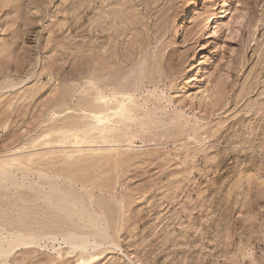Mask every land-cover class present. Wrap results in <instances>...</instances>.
Masks as SVG:
<instances>
[{"label":"rangeland","instance_id":"374dc122","mask_svg":"<svg viewBox=\"0 0 264 264\" xmlns=\"http://www.w3.org/2000/svg\"><path fill=\"white\" fill-rule=\"evenodd\" d=\"M221 1L0 0V264H264V0Z\"/></svg>","mask_w":264,"mask_h":264},{"label":"bare ground","instance_id":"6f19581e","mask_svg":"<svg viewBox=\"0 0 264 264\" xmlns=\"http://www.w3.org/2000/svg\"><path fill=\"white\" fill-rule=\"evenodd\" d=\"M196 1H199V0H196ZM195 2V1H194ZM227 1L226 0H222L221 1V9H223L226 5ZM195 4H198V3H195ZM193 10H192V7L189 6L188 10H187V13L185 14L184 18H182V21H184L185 23L188 22L189 18L192 16L193 14ZM191 14V15H190ZM219 16V15H218ZM221 16V15H220ZM215 32V31H214ZM200 72V71H199ZM35 239V238H33ZM5 240V239H4ZM31 243H34L33 241H29V240H13V241H10L9 243H7L8 246V249L4 250V253H9L10 251L14 250L16 247H18L19 245H23V244H30ZM38 243V242H37ZM35 244V243H34ZM72 244V243H71ZM33 245V244H32ZM82 244H74V247H81ZM85 245V244H84ZM3 253V252H2Z\"/></svg>","mask_w":264,"mask_h":264}]
</instances>
